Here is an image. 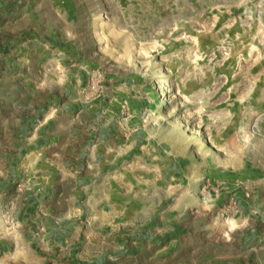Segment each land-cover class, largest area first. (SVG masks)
Returning <instances> with one entry per match:
<instances>
[{
	"label": "rangeland",
	"instance_id": "1",
	"mask_svg": "<svg viewBox=\"0 0 264 264\" xmlns=\"http://www.w3.org/2000/svg\"><path fill=\"white\" fill-rule=\"evenodd\" d=\"M45 22L179 161L178 215L143 233L162 256L120 264H264V0H0L11 38Z\"/></svg>",
	"mask_w": 264,
	"mask_h": 264
},
{
	"label": "crops",
	"instance_id": "2",
	"mask_svg": "<svg viewBox=\"0 0 264 264\" xmlns=\"http://www.w3.org/2000/svg\"><path fill=\"white\" fill-rule=\"evenodd\" d=\"M60 32L0 31V264L162 256L143 233L178 215V158L86 90L89 64Z\"/></svg>",
	"mask_w": 264,
	"mask_h": 264
},
{
	"label": "bare ground",
	"instance_id": "3",
	"mask_svg": "<svg viewBox=\"0 0 264 264\" xmlns=\"http://www.w3.org/2000/svg\"><path fill=\"white\" fill-rule=\"evenodd\" d=\"M161 107H163V101L161 100L160 104L156 105L157 110H161Z\"/></svg>",
	"mask_w": 264,
	"mask_h": 264
}]
</instances>
